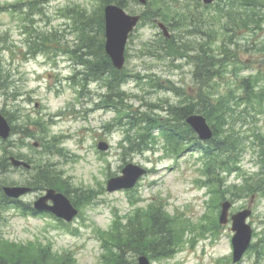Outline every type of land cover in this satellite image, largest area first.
<instances>
[{"label":"rangeland","instance_id":"rangeland-1","mask_svg":"<svg viewBox=\"0 0 264 264\" xmlns=\"http://www.w3.org/2000/svg\"><path fill=\"white\" fill-rule=\"evenodd\" d=\"M165 1L172 10L191 6L190 10L196 11L192 4L197 0H147L149 8L147 3L141 5L139 0H130L123 8L138 13L141 21L125 47L124 79L121 84L111 83V86L102 82L86 84L83 75L76 74L83 67H75L78 60L69 52L88 42L80 39L79 28L86 16L92 18L91 31L98 33L97 20L104 25L106 3L39 0L34 3L41 6L39 12L27 0H0V5L9 8L2 11L0 6V112L14 128L8 140L0 139V161L7 154H19L34 166L48 163L52 174L66 183L65 190L78 209L77 216L67 224L23 214L17 208L0 210V245L12 255L8 264H137L141 254L138 251L151 264H264V185L252 198L251 192L243 191L246 185L253 184L255 188L254 182L264 180V108L263 112H257L254 105L248 109L250 114L243 112L240 119L244 121H237V132L222 126V131L223 127L227 129L214 134L218 139L233 135L239 145L216 156L210 169L198 148L173 153L164 145L159 131L153 132L156 144L152 149L141 153L129 150L128 139L134 133L125 132L131 120L127 112L132 117L140 116L146 108H151V113L160 115L161 120L157 119L160 125L170 119L165 114L168 106L180 107L185 102L200 104L202 113L205 106L208 110L213 108L214 113L219 99L225 102L233 96L230 90L237 96L244 94L246 90L241 85L244 75L258 72L264 65L255 49H240L246 48L251 40L245 32H237V45H234L225 41V31L218 25L216 32L205 39L188 35L180 24L169 27L165 23ZM101 5L102 17L98 10ZM214 7L212 4L210 12ZM151 8L159 9L155 19L167 25L169 38H165L149 15L143 14ZM251 9L264 14V0L253 2L245 11L251 13ZM26 25L49 37L44 50L29 51ZM173 36L182 38L184 42L178 44L183 51L198 48V42H202L205 53L212 55L213 51L214 58L227 57L225 68L221 67L216 76V64L205 65L206 74L202 75L200 67L188 57L178 59L169 55L166 40ZM255 37L261 42L259 47L264 45V25ZM99 38L104 43V33ZM231 39L234 41V37ZM225 45L229 46V52L233 48V52L223 56L220 48ZM123 91L130 98L123 96ZM108 92L114 93V102L108 101ZM243 108L242 104L239 110ZM121 121L125 122L120 125ZM207 122L212 126L208 119ZM213 126L220 130L219 125ZM188 128L180 127L182 131ZM257 131L260 140L253 134ZM142 133H139L141 137ZM49 138L51 141L55 138L65 152L46 154L41 145H32ZM100 142H105L107 148L99 150ZM127 163L141 165L148 171L132 189L106 191V180L120 174ZM0 164L3 186L28 183L34 188L21 197L24 203H32L41 194L43 190L34 185L36 180L32 177L35 169L26 173L4 161ZM206 181L211 186L204 187ZM241 194L244 197H238ZM225 199L232 203L230 214L247 207L251 201L252 213L247 220L253 229L252 247L237 263L232 261L231 223L218 222L220 204ZM148 205L153 208L161 205L165 210V229H169L167 235L173 243L169 255L155 256L146 251L147 240L139 245L125 241L121 244L129 246L119 249L120 230L135 211L147 214Z\"/></svg>","mask_w":264,"mask_h":264},{"label":"trees","instance_id":"trees-1","mask_svg":"<svg viewBox=\"0 0 264 264\" xmlns=\"http://www.w3.org/2000/svg\"><path fill=\"white\" fill-rule=\"evenodd\" d=\"M36 1L39 0H27L28 3H33V9L41 12V6L34 4ZM129 1L130 0H102L101 4L103 5L104 3L113 2L119 6L127 7V3ZM256 1L257 0H218L213 4L215 5L213 12H210L212 5H204L200 2V0H197L196 3L192 4V7H194L196 11L190 10L191 6H184L186 10H172L169 2L165 1V23L169 27H172V25H174L175 23L180 24V26L184 28L185 33H188V35L195 36L196 38L200 37L203 39H205V37L207 36L210 38L211 32L212 34L215 33V26L218 25L220 29L221 27H223L225 31V41H230V43L237 45L236 37L239 34L237 33L238 31L253 33L254 30L262 29V24L264 23V14L259 13V9H256L257 12L251 9V13H247L245 11V9H247V6L252 5V3ZM21 3L22 2L17 3L16 5H19ZM102 5L98 9L101 14V17ZM0 6H2V11L9 10L8 6ZM253 6L251 8H254ZM147 7H150L149 2H147ZM147 9H145L143 14L149 15V19H155V17L159 16V9L153 10V8H151L150 10L146 11ZM202 12H205L206 14L201 15L204 14ZM27 16L28 15L25 14V17L29 18ZM86 17L87 19L85 18L79 28L81 30L80 39L88 41L87 44H82L81 46H78L75 49L69 50V52L74 54L75 58L78 60L76 68L83 67V71L81 72L77 70L76 74L83 75V80L86 84L92 82H102L111 86V83H116L117 85H119L124 79V71L123 69L116 70L113 67L109 57L104 52L103 40L101 38L98 39V36L103 33L102 21L100 19L97 20L98 33H95L90 29L92 26L90 23L92 22V18L89 16ZM144 18L145 17H143L142 20H144ZM25 27L28 29L27 41H29L30 43L28 44L29 51L44 50L45 45L49 41V37L47 38L42 32H39L40 30H38L34 26L26 25ZM207 31L209 32L206 33ZM230 32L232 33L231 36L229 35ZM231 37H234V41L231 39ZM181 40L182 38L178 36H173L171 39L166 40V47L169 49V55L177 57L178 59L179 57H188L190 62L200 67L202 75L206 74L205 68L203 67L205 65L215 67V65L213 64L215 63L216 76H218L217 71H220L221 67L225 68L228 59L227 57L224 58L220 56L214 58L213 51L212 55L205 53V51H203L202 42H198V48L187 49L188 52L183 51L182 46L178 44ZM240 49L242 51H251L255 49L256 53L262 56L264 63V45L259 48H256L250 41L246 48ZM220 51L222 55L225 56V54H230L231 52H233V48L230 47L229 52V46L225 45L224 47L220 48ZM171 59L173 60L175 58ZM258 76H260V80L264 79V65L263 69L260 71V75ZM203 78L204 76L201 78V80H203ZM253 78L254 76H250L247 77V79H243V81H241V85L246 90L244 94L237 96L230 90L229 92L233 96H230V99L228 101L224 102L222 101V99H219L217 109H215L214 113L211 112L213 108H210L208 110L207 106L204 107L205 113L203 114L210 121L213 128H215L213 125L217 124L220 126L219 131L222 130V126H227L229 130L234 129V132H237V121H244V119H240L243 112H245L246 114H250L248 109L250 107H253L254 105L257 106L254 109L255 111L263 112L262 109L264 108V90H262L261 93L259 91H253V83L251 82ZM167 82L172 83L170 80H167ZM121 94H123V96L127 95L124 91ZM106 96L109 99L108 101L114 102L116 100L115 95L112 92H108ZM123 96H121V99H123ZM127 96L130 98L129 95ZM242 104L244 108L242 110H239V107ZM199 105L200 104H189L185 102L180 107L177 105L168 106L167 108L169 110H167V113L165 114L166 116H170V119L161 125L160 123H158V120H161L160 115L154 114V112L151 113V108H146V110H144L142 114H140V116H137L134 113L135 116L132 117L131 113L127 112L126 116L129 117L131 120L130 124L127 125V131L125 132L128 133L129 131H132L134 133L132 134L133 138L130 137L128 139L129 150H133L134 152L138 151L141 153L147 149H152L153 145L156 144L154 140L155 137L153 136V132L155 131H159L162 134V137L165 141L164 145L168 147L171 152L179 154L180 152L187 150V143L192 140H196V137L194 132L190 128L185 131H182L180 127H187L184 122V119L187 115L191 114L192 112L202 113L201 110L203 109V107ZM145 114H150V116L145 117ZM124 122L125 121H121L119 122V124L122 125ZM171 122H173V124H171ZM174 123H176L177 126H175ZM226 129H224L223 127L224 131ZM12 133L14 134V128ZM135 133L137 136L135 135ZM139 133H142L144 135H142L141 137ZM258 133L259 132L257 131L253 134L256 135V138H258L257 140H260L261 136L257 135ZM236 138L233 137V135L227 138L226 140H217V138H213L212 140L207 142L206 146L205 144L201 146L199 142L195 143L197 147L203 148V151L206 154L205 157L208 160V169H210L209 167H211V163L217 160L216 156L222 155L227 148L231 150L234 147L236 148L237 145H239V141L237 140L238 138ZM57 143L58 142L55 138L52 141L50 140V138L44 140L43 142L39 141V145L44 147V152L46 154H56L65 152L57 145ZM16 156L21 157L19 154H16ZM3 161L6 163V165H9L6 157H3ZM3 161L1 160L0 163H2ZM0 166L2 168L1 164ZM32 168L35 169V172L32 174V177L36 180V182H34V185H36L37 188L44 189L46 187H55L58 188V190H64L65 194L69 195V192L66 191L64 187L65 182L62 180L61 177H57L56 174H52L53 171H50L51 167L50 165H48V163L45 162L40 167L36 165ZM254 183L258 184V182ZM253 188V184H248L243 187V191L247 190V192H253L255 190V188L254 190ZM238 194L239 193H235V195ZM0 201L2 207H9L10 203H8L7 200L4 198L1 193V190ZM151 206L152 205H148L149 211L147 214L144 215L142 214V212L135 211L134 215L127 220V222L123 226V229L120 230L121 234H119L117 238L118 242L120 243L118 244L120 250H123L122 247L129 246L121 244L125 241L126 244L136 242L139 245L144 240H147L148 246L146 248V251L151 252L155 256L169 255L173 251V243L171 241V238L167 235L169 229H165V224L167 223V219H165V210L161 205L158 208H153ZM1 250H6V248L0 246V251ZM137 253L143 252L138 251Z\"/></svg>","mask_w":264,"mask_h":264},{"label":"water","instance_id":"water-1","mask_svg":"<svg viewBox=\"0 0 264 264\" xmlns=\"http://www.w3.org/2000/svg\"><path fill=\"white\" fill-rule=\"evenodd\" d=\"M202 1L204 3H211L214 0ZM140 2L145 3L146 0H140ZM139 17V15L127 13L122 7L113 3L107 4L104 7V49L106 54L110 57L113 66L118 69L122 68L124 64V50L128 35L136 26ZM160 27L163 29L165 35L168 36L166 27L162 23H160ZM186 120L193 130L198 133L200 139L206 140L212 136V131L203 116L190 115ZM10 129V125L6 118L0 113V137L6 139L10 134ZM106 148L107 144L105 142L98 143V149L104 150ZM10 161L14 166L30 167L26 161L17 159L13 156L10 157ZM145 172L146 170L140 165L128 163L122 168L120 175L111 177L107 180L106 189L112 192L118 189L132 188ZM3 190L7 196L15 198L30 191V188L25 186H5ZM47 200H51L53 205L47 206ZM34 205L37 210L49 209L59 217H63L67 220H71L77 213V210L73 207L70 200L63 193L57 192L52 188L47 189L46 195L38 198ZM230 206L231 203L227 200L222 203L219 216V222L221 224H226L228 222ZM250 213L251 211L249 209H244L232 214L230 217L232 221L231 228L234 231L232 237L234 262L241 258L251 239V227L246 223V218ZM138 264H150V261L145 255H140L138 257Z\"/></svg>","mask_w":264,"mask_h":264},{"label":"flooded vegetation","instance_id":"flooded-vegetation-1","mask_svg":"<svg viewBox=\"0 0 264 264\" xmlns=\"http://www.w3.org/2000/svg\"><path fill=\"white\" fill-rule=\"evenodd\" d=\"M3 255H4V257H6V258H5L4 260L1 261V264H8V263H7V260H8V259H7L6 254L4 253ZM39 259L43 260L44 258H43V257H41V258L39 257ZM14 264H15V262H14ZM50 264H52V262H51Z\"/></svg>","mask_w":264,"mask_h":264}]
</instances>
